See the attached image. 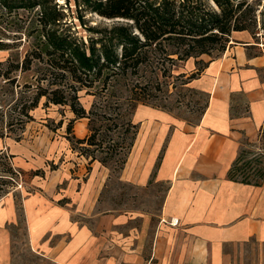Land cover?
Instances as JSON below:
<instances>
[{
	"label": "crops",
	"instance_id": "crops-1",
	"mask_svg": "<svg viewBox=\"0 0 264 264\" xmlns=\"http://www.w3.org/2000/svg\"><path fill=\"white\" fill-rule=\"evenodd\" d=\"M243 31L235 30L221 57L192 78L206 93L197 121L155 106L136 109L135 139L120 179L137 188L165 185L153 225H142L151 217L144 213L96 212L108 168L79 153L75 163L59 167L56 205H49L43 225L58 237L42 250L45 258L53 264H226L231 250L264 244V179L256 185L227 177L244 142L264 147V49ZM134 218L137 227L126 225Z\"/></svg>",
	"mask_w": 264,
	"mask_h": 264
},
{
	"label": "rangeland",
	"instance_id": "rangeland-1",
	"mask_svg": "<svg viewBox=\"0 0 264 264\" xmlns=\"http://www.w3.org/2000/svg\"><path fill=\"white\" fill-rule=\"evenodd\" d=\"M33 1L36 0H0V264H53L43 256L42 250L51 245L58 235L46 231L43 225L47 223L52 211L49 205H56L58 194L54 191L61 184L59 167L75 163L82 150L74 141L75 138L86 137L90 133V124L101 127L96 133V140L101 139L105 128H112L105 131L102 148L93 152L97 157L104 156L107 146L121 140L123 134L120 122L124 119H129L131 123L137 122L135 112L140 105L159 107L177 118L197 121L206 101V93L192 78L199 73L197 68H202L210 58L221 57L224 50L221 47H226L234 34V31H230L223 37L225 39L214 43L208 53L197 58L183 60L175 54L168 55L169 58L157 55L151 59L153 65L144 64L134 73L116 77L113 87L109 86L110 94L106 98L109 107L103 101V94L99 97L95 91L102 88L101 80L96 79L92 88L79 89L80 104L86 110L93 108L90 124L89 117L76 118L80 120L76 123L74 120L70 125L71 131L67 132L69 120L74 116L69 106L49 103L42 96L37 105L29 110V118H25L20 125V106L14 105L21 98L31 96L36 86H45L49 78L53 79L45 74L48 67L46 57H31L30 47L34 44V30L40 18L38 7L26 6H41L30 5ZM42 1H45V6H56L60 11V30L70 33L75 40L97 51L103 44L109 43L111 46L107 38L113 34L116 26L131 22L122 17L108 18L100 15L93 9L95 0H89L90 3L85 0ZM252 1L255 6H241L231 21L238 18L245 20L248 28L243 32L249 35L252 33L258 40V48L264 49V0H260V4H256L258 0ZM210 7L218 9L216 6ZM132 32L136 33V30L132 29ZM27 53L31 62L23 70L20 64ZM7 60L19 64L16 68H10V80L3 76ZM192 73L194 77H190ZM56 79L62 82L60 76ZM66 87L72 90L69 85ZM93 91L94 94L90 93ZM136 96L144 100H135ZM104 111L105 116L102 115ZM9 121L12 122L11 132L8 131ZM114 124L117 126L113 127ZM133 129L131 126L126 135L131 136ZM82 134L84 137L80 136ZM69 136L74 138L69 139ZM125 141L124 144L129 138ZM263 148L260 142H244L241 149L245 151L240 164L250 159L251 164L264 171ZM92 149L94 146L89 147L88 153ZM126 151L129 150L119 149L106 163L108 175L95 206L96 212L144 213L151 217L144 219L142 225L152 226V221L160 211L165 185L151 183L137 188L122 181L120 169L124 163L120 161ZM127 155L128 152L125 158ZM70 177L75 176L71 174ZM237 177H241L239 173ZM49 201H53V204ZM135 219L126 225L137 227L139 222ZM229 253L231 258L226 264H264V244L248 242Z\"/></svg>",
	"mask_w": 264,
	"mask_h": 264
},
{
	"label": "trees",
	"instance_id": "trees-1",
	"mask_svg": "<svg viewBox=\"0 0 264 264\" xmlns=\"http://www.w3.org/2000/svg\"><path fill=\"white\" fill-rule=\"evenodd\" d=\"M90 3L89 0H85ZM95 0L93 9L102 16L122 17L131 20L130 24L118 25L114 28L107 40L111 43L101 45L97 51L92 46L79 42L66 31L60 30L61 15L56 6H45V1L36 0L30 8L38 7L39 22L36 23L33 46L30 47L31 57H46L47 71L49 78L45 86L35 87L33 94L27 98H21L14 106L19 108L18 122L23 123L29 118L28 112L34 108L40 97L44 96L46 101L53 104H66L74 114L69 120L67 132L71 131V123L79 117H89V124L92 121L90 114L93 108L86 110L79 102L78 90L81 88H92L96 79L102 81L103 85L97 91L99 97L103 94V101L109 107L106 100L109 89L115 82L116 77H123L137 71L140 66L152 64L155 56L175 54L179 59L197 58L209 49L216 42L221 41L230 31L244 30L248 28L245 20L234 19V13L241 6H255L252 0ZM256 4H260V0ZM210 6H216L213 9ZM11 8V6H8ZM136 30V33L132 32ZM227 40V39H226ZM222 50L225 47H221ZM158 52V53H157ZM154 53H157L154 55ZM198 61V60H196ZM31 58L25 54L20 67L24 70L30 65ZM18 63L7 60L3 76L10 80V68L18 67ZM202 68H197L200 71ZM164 72V71H163ZM60 76L62 82L56 77ZM190 77H194L192 73ZM46 78V77H44ZM13 79V78H11ZM63 79L65 81L63 82ZM73 83V84H72ZM78 84L79 86H74ZM72 88L68 89L66 86ZM113 87V86H112ZM103 92V93H102ZM94 94L93 92H90ZM135 100L143 101L144 98L136 96ZM94 106V104H93ZM105 110V109H101ZM103 116L106 112H102ZM9 132L12 131V122L9 121ZM117 126L116 124L113 127ZM133 127L131 136L126 135ZM119 127L123 135L121 140L107 146L104 156L97 157L93 153L97 148H102L105 139V131L112 128H105L101 139L96 140V133L101 127L90 124V133L84 138H75L74 141L82 148L80 153L89 156L91 160L96 159L106 165L119 149L130 150L137 129L136 123L129 119L120 122ZM74 138V136H72ZM69 136V139L71 138ZM129 141L124 144L125 139ZM87 145V146H86ZM94 146L90 150L89 147ZM264 149V148H263ZM244 149H240L235 161L228 170L227 177L245 183L259 185L264 178V171L256 165L251 164L247 159L242 161ZM121 157V164L125 162V156ZM116 160V159H115ZM39 172H34V174ZM240 174V178L237 174Z\"/></svg>",
	"mask_w": 264,
	"mask_h": 264
},
{
	"label": "built area",
	"instance_id": "built-area-1",
	"mask_svg": "<svg viewBox=\"0 0 264 264\" xmlns=\"http://www.w3.org/2000/svg\"><path fill=\"white\" fill-rule=\"evenodd\" d=\"M176 222H177L176 219H174V218H171V219H170V223L175 224Z\"/></svg>",
	"mask_w": 264,
	"mask_h": 264
}]
</instances>
